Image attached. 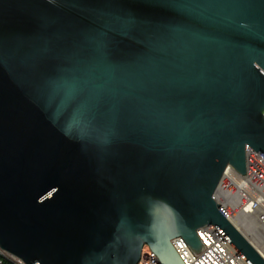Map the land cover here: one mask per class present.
Here are the masks:
<instances>
[{
  "label": "water",
  "instance_id": "95a60500",
  "mask_svg": "<svg viewBox=\"0 0 264 264\" xmlns=\"http://www.w3.org/2000/svg\"><path fill=\"white\" fill-rule=\"evenodd\" d=\"M264 155V0H0V251L183 264L228 167Z\"/></svg>",
  "mask_w": 264,
  "mask_h": 264
},
{
  "label": "built area",
  "instance_id": "2783aa9c",
  "mask_svg": "<svg viewBox=\"0 0 264 264\" xmlns=\"http://www.w3.org/2000/svg\"><path fill=\"white\" fill-rule=\"evenodd\" d=\"M216 192L221 213L232 224H240L239 232L247 241H252V247L264 260L263 166L256 165L255 157H247L246 153V174L242 175L228 167ZM249 223L261 225V234L249 230ZM199 231H209L211 246H205L206 249L197 257L182 237L171 241L177 255H185L183 264H241V256L215 228L207 226L199 229L198 237ZM154 255L148 247H144L139 264H161L154 263Z\"/></svg>",
  "mask_w": 264,
  "mask_h": 264
},
{
  "label": "bare ground",
  "instance_id": "6f19581e",
  "mask_svg": "<svg viewBox=\"0 0 264 264\" xmlns=\"http://www.w3.org/2000/svg\"><path fill=\"white\" fill-rule=\"evenodd\" d=\"M247 157H255V163L256 165H262L264 168V155L262 154H255V151H253L250 148H246ZM215 201L217 204H219V197H217V192L215 193ZM239 231H240V224H233ZM249 230H252L254 234H261V225H257V223H249ZM199 238L204 244V246H211V235H209V231H199ZM252 246V241H248ZM0 254L4 257V260L0 258V264H5V260L13 262L14 264H24L19 259H16L14 257H11L7 255L6 253H3L0 251ZM179 258L183 263H185V255H178ZM154 263H160L158 257L154 255ZM241 264H249L247 261H245L241 257Z\"/></svg>",
  "mask_w": 264,
  "mask_h": 264
},
{
  "label": "rangeland",
  "instance_id": "374dc122",
  "mask_svg": "<svg viewBox=\"0 0 264 264\" xmlns=\"http://www.w3.org/2000/svg\"><path fill=\"white\" fill-rule=\"evenodd\" d=\"M0 258L4 260V257L1 254H0ZM5 261H6L5 264H14L13 262L11 263L10 261H7V260Z\"/></svg>",
  "mask_w": 264,
  "mask_h": 264
}]
</instances>
